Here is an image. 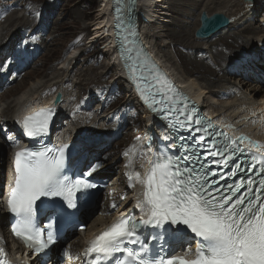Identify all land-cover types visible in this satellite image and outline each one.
<instances>
[{"label": "snow or ice", "instance_id": "obj_1", "mask_svg": "<svg viewBox=\"0 0 264 264\" xmlns=\"http://www.w3.org/2000/svg\"><path fill=\"white\" fill-rule=\"evenodd\" d=\"M126 67L148 108L162 115L171 130L187 131L189 137L180 138L184 143L178 154L161 153L143 177L135 173V183L144 189L136 204L143 215L139 219L121 215L90 242L84 255H94L92 264H264V151H260L264 145L246 136L233 138L212 130V122L200 118L194 105L189 107L187 98L142 48L135 60L126 58ZM53 114V109H41L26 117L25 134L46 135ZM220 136L222 141L217 139ZM245 141L250 146L247 170L238 162V156L246 152L240 146ZM68 147L26 148L14 154V178L7 198L8 211L15 218L11 231L36 253L55 243L51 223L46 237L37 227V201L60 197L68 208H76L77 193L96 186L86 178L65 174ZM251 148L257 151L251 152ZM131 164L129 160L128 166ZM100 166L97 162L88 175ZM173 226L177 234L190 230L196 238L195 247L164 258L150 248L142 229L161 230L153 237L160 240ZM5 255L0 247V264H9Z\"/></svg>", "mask_w": 264, "mask_h": 264}, {"label": "rangeland", "instance_id": "obj_2", "mask_svg": "<svg viewBox=\"0 0 264 264\" xmlns=\"http://www.w3.org/2000/svg\"><path fill=\"white\" fill-rule=\"evenodd\" d=\"M101 1L102 0H0V22L3 24L0 25V33H2L3 28L6 31H10V34L0 37V50L4 45L8 46L12 43L9 37L12 39L13 37H19L20 35V37H24L29 34L31 37L29 39L28 50L31 55L27 57L34 58L33 62L30 63L28 67L24 68L21 77L12 82L11 87L7 90L9 92L0 99V124H5L6 122L10 123L14 118L13 113L16 111V107H12L13 110L8 112L9 115L4 116L3 111L5 108L2 109V107L5 103H9V101L16 99L17 96L28 88L31 82H35L38 79H43V81L48 80L49 83L43 90L44 95L47 97L55 90L53 94L58 91L60 88L58 85L63 86L66 89L67 95L65 103H63L61 107L64 108L65 106V110L71 111L69 114L67 112L68 117L62 115L64 119L66 118V123L69 121L68 128H74L75 125L79 128L77 124H70V121L76 117V119H84L81 123L82 126L84 124L83 128L88 126L89 130L85 137H89L90 141L101 142L105 139L106 135L99 134L103 133L101 129L93 132L95 128L100 126H105L106 133L108 134L107 139H110L112 136L116 137L114 144L112 143V146L108 148V150H111L109 151L110 156L108 161H113L112 165L114 166V170L111 171L112 174L110 175L114 183L112 185V193L116 195L118 189L122 188L123 185H116L114 177L120 176L124 180V184L130 181L128 165L122 160L124 153L131 149L130 147L134 146L136 143L138 144V142L141 143L144 142V140L149 141L151 128H147L149 125V115L147 116V112L143 108L140 100L132 94L130 85L119 78L117 66L115 67L112 64L113 59L111 54L109 52H104L105 43L106 45L108 43L102 41L96 43L97 45L91 43L94 21L99 11L103 8V3ZM215 1L216 0H165V6L169 13V18L167 19L169 22L163 25L147 24L143 22L138 28L144 45L146 44L156 62L159 63L160 67L169 74L168 76L170 79L174 80L176 84H179V78H184L186 80L190 78L200 79L202 76L200 72L204 74V71H206V68H200L202 63L211 62V60V63H213L215 61V59L213 60V53L211 50H208L210 41L200 40L195 37V31L200 25L199 17L202 13L201 11L204 9H207L208 11L206 12L209 14L220 11V13L228 17L230 16L231 20L233 18L235 25L232 29L235 26H241L243 22V24H246L253 20H257L253 21L252 26L255 28L260 27V34L253 33L252 36L250 34L246 36L254 38V41L264 38V34L261 33L264 29V25H262L264 21V7H262L264 6V1H261L262 6L260 9L256 8L254 12H250L251 8H247L249 3L244 0H236V4L233 0H219L220 2L216 4L213 3ZM4 7H11L12 11L5 13L2 11ZM248 12L247 18H243L239 21L240 17L246 15ZM10 16L18 18L22 20V22L19 21L9 25V21L7 23L6 20ZM4 17L5 19L3 20ZM197 22L198 25L196 26L195 24ZM29 23H31V27L27 26ZM42 30H45L47 33L45 34ZM33 31H35V33ZM40 31H42L41 34L43 36L40 37L37 42V33ZM257 34L259 36H257ZM248 42L249 41L246 43ZM246 43H244V47L241 49H229V52H227L228 50L224 51L226 52L225 54L233 52V55L232 62L230 61L229 64L224 65L219 72V75L222 72L224 73L222 77L225 78V80L229 78L231 81L230 84L225 86V89L219 91V93L223 91V95L230 93L229 91L242 92L239 87L232 88L231 84L237 80L247 87H264V63L262 62L264 52L261 53L262 55H260L255 62L252 60L253 58H251L247 67L241 69L235 67V65L239 64L238 61L242 60L243 57L246 58L247 55H252L260 50L257 46L254 48L252 44ZM249 43L252 42L250 41ZM188 45H190V47L192 45L200 46L201 53L199 52L197 54V59L194 60V58H190L191 52L186 48ZM214 49L216 50V48H213V50ZM37 54L39 55L37 56ZM72 57L76 58L72 60ZM5 58L6 57H4L3 60ZM24 58H26L25 55ZM3 60L0 65H3ZM191 60H197V62L200 63H197V66H192ZM246 60H249V58H246ZM17 62L20 64L22 63V61ZM64 63L65 65L67 64V67L64 66ZM63 66L65 67L64 69ZM67 68H69L68 71L65 70ZM197 72H199V75ZM252 72L255 73V75L252 74ZM202 85H206L205 82H203ZM214 90L218 91L219 88H214ZM4 94L5 93H3V95ZM227 98V96H220L212 98L213 100H208L209 104H211V102L215 104L212 107L213 111L210 107L208 111L210 110V113L217 112L216 114H220V111H222L224 118L229 119L230 123L232 122L240 127L239 130L242 129L248 132L252 130L254 131V136L260 134L259 130H255L259 125H254L258 120H251V115L248 116L249 118L247 119H243L244 115L239 119L234 118V115L240 110V112H242L246 106L249 107V105H245L244 108V103H242L243 106H239V103H237L238 105L235 108L225 112L226 109H228L226 107L230 106V100ZM233 99L231 101H233ZM199 103L201 104V102ZM68 104L74 106L68 108ZM76 106L77 110L74 109ZM251 106L252 105H250V107ZM237 109L239 111H237ZM208 111L205 112L208 114ZM233 111L237 112L234 113ZM82 112H86L85 115L82 114ZM229 117L234 118V120ZM120 121L130 125V130L124 127L119 129L118 124ZM149 121L152 122V119L150 118ZM9 125L11 128L14 127L11 123ZM14 130L15 128L13 131ZM113 130L115 131L113 132ZM155 131L158 135H162V132L165 130L156 127ZM242 133L243 132L239 133V136H241ZM0 143L2 144H0V154H2L3 157L1 163L4 167V173H6L8 170V147L11 146L7 144L6 141H3V143L0 141ZM142 151L143 152L140 153L138 158H140V160H146V155L148 154L147 149L142 148ZM105 196L104 193L102 203L99 207L100 213L97 214L96 217L104 212L103 208H105L104 205H106L104 204ZM127 198L128 195L123 194L114 201L117 203L120 202V199L123 201ZM131 203L132 201L126 205L125 209H128Z\"/></svg>", "mask_w": 264, "mask_h": 264}, {"label": "bare ground", "instance_id": "obj_3", "mask_svg": "<svg viewBox=\"0 0 264 264\" xmlns=\"http://www.w3.org/2000/svg\"><path fill=\"white\" fill-rule=\"evenodd\" d=\"M164 1L165 0H141V1L135 0V9H136V16L138 17V22H137L138 25L141 26L143 22H145L147 24H155V25H157V24L163 25L164 23L165 24L168 23L169 21L167 19L169 18V13L167 12V8L165 6L166 3ZM233 1L236 4V2H235L236 0H233ZM261 1H264V0H255L251 3L247 2V3H249L247 8H251L250 12L255 11L256 8L260 9V7L262 5ZM101 2L103 3V8L99 11L97 18L94 21V31H93V36L91 38V40H92L91 43L96 44V43H100L101 41L104 43L105 42L108 43L107 45L105 43V48H104L105 51L104 52H109L111 54L112 59H113L112 64L115 67L117 66V70H118V73L120 76L119 78L126 81L128 83V85L131 86L132 94L140 100L143 108L147 112L146 113L147 116L149 115V119H148L149 125L147 128H151L150 129V138H149V141L144 140V142H141V143L138 142V144L136 143L134 146L130 147L131 151L129 152V155L128 156L124 155L125 157L124 156L122 157V160L124 161V163H127L126 165L129 164V160L132 161L131 167L128 166V173H129V175L133 176V180L129 181L127 184H124V180L120 176L114 177L115 184L116 185H123L122 188L118 189L116 195L112 193L111 187L107 192H105L106 196H105L104 204H106V205H104L105 208H103L104 209L103 214L101 213L98 217L95 216L96 218L91 220L87 230L84 232L78 233V237L77 238L74 237V239H75L74 242L68 244V246L71 247V254H72L71 258L72 259L76 258V251H78L79 249L82 248V246H83L82 243L85 244L86 241L89 240L91 237H93L94 235H96L100 231L106 229L109 225H111L118 218H120L121 215H124L125 207L129 202L132 201L131 205H135V204H137L138 200L143 198L142 197V194L144 191L143 185L135 183L134 176H135L136 172H139L141 174V177H143L144 174L147 172L148 168H150L151 162L157 157L158 147L156 144L160 143V136H159L160 134L158 135L156 133L155 129H156V127L164 129V127L161 124V121H159L157 118H155V116L150 112V109L148 108V106L142 101L140 96L139 97L137 96L136 92L134 91V89L132 87V82L128 77V72H127V70H125L123 63L121 61L120 52L117 50V45H116V36H115V27H114L115 17H114L113 9H112L113 1L112 0H102ZM218 2H220V1L216 0L213 3L216 4ZM2 11L7 13V12L12 11V9H11V7H4V9H2ZM203 11L206 12L208 10L204 9ZM203 11H201V12H203ZM216 12H220V11H216ZM248 14H249V12L246 15H242L240 17L239 21L242 20L243 18H247ZM209 15H211V14H209ZM4 19H5V17L3 18V20ZM230 20H231V17H230ZM6 21H7V23L9 21V23H10L9 25H11L15 22H19V21L22 22V20H20L18 18H14L13 16L8 17V19ZM253 21H257V20H253ZM253 21L248 22L246 24H243L244 23L243 22L241 26H239V27L235 26L232 29V27L235 25L234 19L232 18L231 24L228 27L219 31L218 33L221 32L220 34L216 33L218 35L215 34V35L211 36L210 38L206 39V40L210 41L208 50H211V52L213 53V55H214L213 60L215 59V61L213 63H211L212 60H211V62L208 61L207 63H204V64L202 63L200 68H206V71H204V74L200 72V75H202L200 77V79L199 78H190V79L186 80L184 78H181V79L179 78L180 82H179V84L178 83L176 84L174 82V80L170 79L168 74H166L165 72H163V73L166 74V76L170 79L171 83L175 86V88H178L180 90H185L186 93L190 94L195 99V103L200 105L201 108H203V106H204L205 111H208V109H210V108L212 110L213 105H215V104H212V102H211V104H209L208 100H213L212 98L220 97V96L221 97L227 96L228 97L227 99L230 101L234 98L233 101H231V102L229 101L230 106L226 107L228 109H226L225 112L229 111L230 109L235 108L238 105L237 103H239V106L242 105V103H244L243 104L244 108H245V105H249V107L246 106V108L242 112H240L241 110L239 111L237 109V111H239V112L236 115H234V118L239 119L240 117H242L244 115L243 119H247V118H249L248 116L251 115L252 116V117L250 116L251 120L255 121V119H256V120L260 121V122L257 121L254 123L255 126L259 125L258 128H256L255 130H259V133H260V134H257L255 136L253 135L254 131H252V130L249 132L245 131V130L243 131L242 129L239 130L240 127H238L236 124H233L232 122L230 123L229 119L224 118L222 111H220V114L219 113L216 114L217 112L210 113L209 112L210 110H209L208 115L211 116V118L216 120L218 123H220V125H223L226 129H229L232 132L234 131L237 136L240 135L239 133L243 132L241 134V136H246L251 141L258 142L261 145H264V106H263L264 87L263 88H260L261 86L260 87H256V86L255 87H253V86L247 87V86H244L243 83H241L240 81L237 80L236 82L231 84L232 88H238L239 87V89L242 92H239L236 90L237 92L229 91L230 93H227L225 95H223L224 94L223 91H221L219 93V91L221 89H225V86L231 83L229 78L228 79L226 78V80H225V78L222 77L224 74L223 72L219 75V72L222 70L224 65L229 64L230 61L232 62V55H233L232 53L233 52L225 54L226 52H224V51L228 50L227 52H229V49L230 50L241 49L242 47H244V43H246L247 41H249V42L251 41L252 43L248 42L246 44H252L254 48H255V46H257V48H259L260 50L264 49V43H263L264 38H260V40L258 39L259 41L258 40L254 41V38H249L246 36L248 34H250L252 36L253 33L260 34L259 33L260 27H257V28L253 27L252 26ZM199 22H200V17H199ZM30 25H31V23H29L27 26H30ZM195 25L197 26L198 22ZM254 25H255V23H254ZM262 25H264V21L262 22ZM5 31L6 30L3 28L2 33H0V37L2 35L6 36L7 34H10V31H6V32ZM42 31H44L45 34L47 33L45 30H42ZM42 31L37 33V42L40 39V37L43 36L41 34ZM33 32L35 33V31H33ZM261 33L264 34V29L261 31ZM258 34H257V36H259ZM24 35H25V33H24ZM20 36L19 37H13L12 39L9 37V40H11L12 43H10L8 46L4 45V47L0 50V63L2 62V57H4L5 55H9V57L14 62L6 68V71H8L12 66L19 64L17 61H22L20 68H21V70H23L24 68L28 67L30 65V63H32L34 60L33 57H27L28 55H31L30 51L28 50V44H29V39H30L31 35H27V36L25 35L24 37H20ZM139 36H140V33H139ZM261 36H262V34H261ZM22 38H25V41L23 43H21ZM202 40H205V39H202ZM245 40H247V41H245ZM36 45H37V43H36ZM145 46H146V44H145ZM212 47L216 48V50L215 49L213 50ZM145 48H146V51L148 52L147 57H149L151 60H153L155 65H157L158 68L162 71V68L160 67L159 63L156 62V60L154 59V56L152 55L151 51L148 49L147 46ZM186 48L188 49V51L191 52L190 53L191 59L192 58H194V60L197 59L198 58L197 54L199 52L201 53L200 46H198V45L197 46L192 45L191 47H190V45H188ZM195 52H196V55H195ZM254 54L255 53H253L252 55H254ZM24 55L26 56V58H24ZM75 58L72 57V60ZM242 59H244V58H242ZM194 60H191V65L197 66V63H200V62H197V60L196 61H194ZM201 62H202V60H201ZM238 63L239 64L235 65V67L236 68L238 67L237 69H241L243 67H247L249 64V61L246 60V58H245V60H240V61H238ZM3 66H4V62H3V65H0V73L4 70ZM64 66L67 67V64L65 65V63H64ZM64 66H63V69L65 68ZM68 69L69 68H67L65 70L68 71ZM197 74L199 75V72H197ZM0 81H2L1 76H0ZM202 81L205 82L206 85H202V83H203ZM48 83H49L48 80L43 81V79H41V80L38 79L35 82H31L30 85L28 86V88H26L19 96H17L16 99L9 101V103H5V105L2 107V109L5 108V110L3 111V115L8 116L9 115L8 112L10 110H13L12 107H14V108L16 107V111H15L16 114L14 115V118H15L16 115H18L19 113H21L20 115H22L23 114L22 112L24 110H27L31 107L48 105L49 103H51L52 101L51 102L44 101V99H47V98L48 99H51L52 97L54 98V95L56 94V93L53 94L51 97L50 96L47 97L46 95H44L43 90L46 88ZM56 84H58V83H56ZM58 86L60 87L58 89V91H61L64 93V100H65L66 94H67V93H65L66 89L63 86H60V85H58ZM214 88H219V90L215 91ZM242 89H244V90H242ZM8 92L9 91H5L4 95H3V93H1L2 95L0 94L1 95L0 99L3 98ZM34 95H39V99L37 101H39L40 99L41 100L38 103H37V101L34 102L32 100V97ZM199 102H201V104ZM62 104H59V107H58L61 119L63 118L62 115L67 116V112H68V114H69V112H71L70 110H65V108H66L65 106H64V108H62V107L60 108V106ZM250 105H252L253 107L252 106L250 107ZM72 106H74V105L68 104V108L72 107ZM74 109L77 110V106ZM237 111H233V112L236 113ZM85 113L82 112V114H84V115H85ZM14 118H13V120L10 121V123L13 126L16 125V121L14 120ZM150 118L152 119V122L149 121ZM229 118L234 120V118H232V117H229ZM83 120H81L80 118L76 119V117L74 119H72L70 121V124L71 125H72V123L77 124V125H79V128L76 125L74 128H66L65 133L68 135L69 134L71 135V134H75L76 132L81 130L84 126V124L82 126V123H81V121H83ZM243 122H244V120H243ZM67 125L68 124L66 123V127H67ZM118 125H119V129H122L124 127L127 130H130V125H128L127 123H123L122 121H120V123ZM100 127L95 128L93 130V132L95 130L101 129V131H103V133H99V134L106 135V137H108L107 136L108 134L106 133L105 126H103L101 128ZM109 127H108V129H109ZM115 130H116V128H115ZM115 130H113V132ZM14 132H15V130H14ZM162 133L165 136V131ZM96 134H98V133H96ZM85 139H87V137H85ZM167 140H169V139H167ZM245 143L247 145H249L247 141H245ZM7 144H9V143L7 142ZM107 146L108 145H105V144L102 146V142H99V143H96L91 148L93 149L94 152L99 153L104 148H106ZM142 148L147 149L148 154L146 155V160H144V159L140 160V158H138L140 153L143 152ZM109 151H111V150H109ZM2 159H3L2 154H0V165H1L0 166V174H2L3 170H4V167L2 166V163H1ZM106 161H108V159H106ZM106 161L103 163L100 172H101V176H103L104 178H109V176L112 174L111 171L114 170V166L112 165L113 161H108V162H106ZM130 183L134 184V186L129 187ZM113 184L114 183H112L111 186ZM123 194H127L128 198L126 200H123V201L120 199L119 200L120 202L116 203V201H114V200L116 198H118L119 196H122ZM113 203H115L117 205V207L115 209H113L111 207V205ZM174 228H175V226H173V232L179 239L183 238V235H182L183 233H187V231H190V230H184L181 234H177L174 231ZM3 230L5 231L6 229L3 228ZM15 246H16V241H11L9 244L10 249L12 250ZM13 251H14V249H13ZM18 251H19V249L16 250V253Z\"/></svg>", "mask_w": 264, "mask_h": 264}, {"label": "water", "instance_id": "obj_4", "mask_svg": "<svg viewBox=\"0 0 264 264\" xmlns=\"http://www.w3.org/2000/svg\"><path fill=\"white\" fill-rule=\"evenodd\" d=\"M246 2H251L252 0H245ZM130 5L132 6V25L136 27L138 25V17L136 16V9H135V0H131ZM231 24V20L228 16L223 13L215 12L209 15L207 12L203 11L200 16V25L195 31V37L197 39H208L211 36L215 35L222 29L228 27ZM37 96H34L36 99ZM62 93L59 92L56 97V104L62 102ZM88 128L84 129L81 132V135H85L87 133Z\"/></svg>", "mask_w": 264, "mask_h": 264}]
</instances>
